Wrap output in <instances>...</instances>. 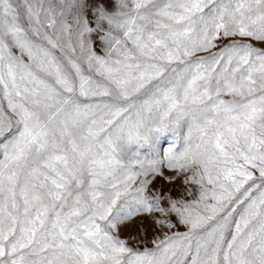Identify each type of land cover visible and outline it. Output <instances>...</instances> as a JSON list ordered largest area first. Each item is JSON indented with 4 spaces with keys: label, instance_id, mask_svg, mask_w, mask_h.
<instances>
[{
    "label": "snow or ice",
    "instance_id": "6c2138e0",
    "mask_svg": "<svg viewBox=\"0 0 264 264\" xmlns=\"http://www.w3.org/2000/svg\"><path fill=\"white\" fill-rule=\"evenodd\" d=\"M255 42L264 0H0V264H264ZM169 131L192 200L133 150ZM141 215L142 251L120 237Z\"/></svg>",
    "mask_w": 264,
    "mask_h": 264
},
{
    "label": "rangeland",
    "instance_id": "374dc122",
    "mask_svg": "<svg viewBox=\"0 0 264 264\" xmlns=\"http://www.w3.org/2000/svg\"><path fill=\"white\" fill-rule=\"evenodd\" d=\"M91 39L93 47L99 54H103L97 36L94 34ZM255 43L258 47L264 46L260 45L259 42ZM188 125L189 121L186 118L181 124V135L186 133ZM170 147H175L176 152L180 153L186 147V144L183 139H180L177 142L176 136L169 131L159 134L154 140L152 146L145 145L139 147L133 145V150L139 151L142 157L156 159L160 163V169L163 172V175L156 177L153 181L151 185L152 190L160 189L169 193L173 198L183 197L187 200H192L194 197H198V186L194 184H185L183 175L177 176L175 171L167 167V153ZM170 177H174L175 179L170 182L168 179ZM173 223L176 224L174 229H164V231L169 232V234H171V232L183 233L187 231V228L179 224L175 217H173ZM120 237L121 239L126 240L129 246L142 251L145 248L154 247L153 241L161 238V229L158 225L153 223L151 217L141 215L133 217L121 228Z\"/></svg>",
    "mask_w": 264,
    "mask_h": 264
}]
</instances>
